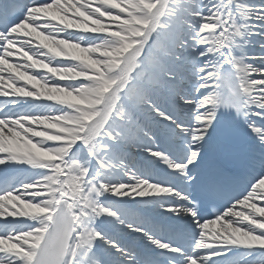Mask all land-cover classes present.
Returning <instances> with one entry per match:
<instances>
[{
    "label": "snow or ice",
    "instance_id": "snow-or-ice-1",
    "mask_svg": "<svg viewBox=\"0 0 264 264\" xmlns=\"http://www.w3.org/2000/svg\"><path fill=\"white\" fill-rule=\"evenodd\" d=\"M0 264H264V0H0Z\"/></svg>",
    "mask_w": 264,
    "mask_h": 264
}]
</instances>
